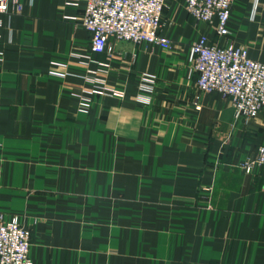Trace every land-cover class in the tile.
<instances>
[{
    "label": "crops",
    "instance_id": "1",
    "mask_svg": "<svg viewBox=\"0 0 264 264\" xmlns=\"http://www.w3.org/2000/svg\"><path fill=\"white\" fill-rule=\"evenodd\" d=\"M19 2L0 12V214L30 228L33 264H264V165L242 168L264 109L235 118L189 57L204 34L264 62V0H236L225 36L166 0L169 48L100 53L84 0Z\"/></svg>",
    "mask_w": 264,
    "mask_h": 264
},
{
    "label": "built area",
    "instance_id": "2",
    "mask_svg": "<svg viewBox=\"0 0 264 264\" xmlns=\"http://www.w3.org/2000/svg\"><path fill=\"white\" fill-rule=\"evenodd\" d=\"M236 0H183L187 13L196 21L212 23L219 36L229 33L228 20ZM166 0H84L80 24L88 32L92 53L110 52L109 38L134 43H152L166 49L168 37L158 33ZM19 0H0V12L20 13ZM255 16L254 9L251 17ZM196 87L205 93L218 92L228 98L235 118L254 117L264 109V62L251 58L244 45L228 42L211 43L204 34L189 47ZM107 92L120 94L115 89ZM199 108V106H196ZM264 165V143L254 158L244 160L242 168L249 173ZM30 232L17 216L5 219L0 214V264H33L30 256Z\"/></svg>",
    "mask_w": 264,
    "mask_h": 264
},
{
    "label": "rangeland",
    "instance_id": "3",
    "mask_svg": "<svg viewBox=\"0 0 264 264\" xmlns=\"http://www.w3.org/2000/svg\"><path fill=\"white\" fill-rule=\"evenodd\" d=\"M25 228H27V229L29 230V232H30V228H29V227H26V226H25ZM30 237H31V232H30Z\"/></svg>",
    "mask_w": 264,
    "mask_h": 264
}]
</instances>
